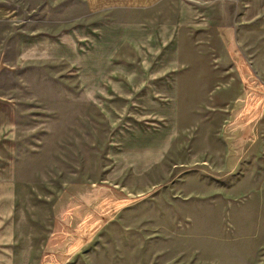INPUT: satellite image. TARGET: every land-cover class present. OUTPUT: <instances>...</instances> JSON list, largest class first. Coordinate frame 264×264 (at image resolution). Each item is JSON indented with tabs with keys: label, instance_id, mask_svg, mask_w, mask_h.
<instances>
[{
	"label": "rangeland",
	"instance_id": "1",
	"mask_svg": "<svg viewBox=\"0 0 264 264\" xmlns=\"http://www.w3.org/2000/svg\"><path fill=\"white\" fill-rule=\"evenodd\" d=\"M153 1L0 3L16 264H264V10Z\"/></svg>",
	"mask_w": 264,
	"mask_h": 264
},
{
	"label": "crops",
	"instance_id": "2",
	"mask_svg": "<svg viewBox=\"0 0 264 264\" xmlns=\"http://www.w3.org/2000/svg\"><path fill=\"white\" fill-rule=\"evenodd\" d=\"M4 0H0L2 3ZM142 6L139 8L142 11L152 10L151 6H154L156 2L153 0H141ZM152 1V2H151ZM199 5L214 4L215 11L226 13L227 0H188ZM191 5L190 3H188ZM244 11L241 14L240 19L242 22H248L256 19L257 16L264 10V0H245ZM26 19H16L8 23V26L14 28L16 25H24ZM117 25L120 29L117 36L118 45L130 44V43H143L145 38H148L146 34L149 28H155L154 25L147 22H141L137 25V28H141L139 31L134 29H127L130 23L120 22ZM2 22L0 20V28ZM222 26L221 23L216 24L215 27ZM14 31V30H13ZM105 30H102L101 36L106 37ZM15 35H17V44L25 43L24 38L30 39L36 37L38 34L26 30L25 27L20 28L12 33V51H14ZM27 41V40H26ZM29 43V42H28ZM0 44H4L1 42ZM8 52V47L0 50V60L4 59V54ZM30 54V48H26V52L22 51V57H27ZM17 118L18 111L14 100L9 97L0 85V264H16V245L14 244L13 229L15 227V212H14V189L18 181V157H17Z\"/></svg>",
	"mask_w": 264,
	"mask_h": 264
}]
</instances>
